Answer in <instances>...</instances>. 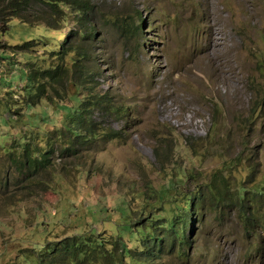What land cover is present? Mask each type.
Returning <instances> with one entry per match:
<instances>
[{
    "label": "rangeland",
    "instance_id": "rangeland-1",
    "mask_svg": "<svg viewBox=\"0 0 264 264\" xmlns=\"http://www.w3.org/2000/svg\"><path fill=\"white\" fill-rule=\"evenodd\" d=\"M90 1L97 29L93 39L80 36L72 48L92 55L94 78L81 87L57 84L64 102L27 104L33 84L23 85L28 79L21 68L35 60L28 54L12 57L16 49L9 44L34 40L27 53L39 58L35 63L47 66L43 55L57 62L41 44L78 29L74 13L55 32L43 22L14 18L0 41L7 56L0 58V264L20 261L33 241L60 240L91 226L114 236L110 215L121 220L131 194L148 184L161 187L167 170H192L196 176L188 185L202 184L238 152L235 120L253 111L260 116L248 137L250 149L264 142V0ZM125 20L132 28L140 25L137 34L125 31ZM92 93L113 96L126 111L95 109L97 135L87 138L65 116L78 107L77 98ZM213 116L220 126L215 138L200 142L199 151L212 144L202 158L185 146L186 138L194 144L204 138ZM111 128L120 129L121 137L104 133ZM28 142L39 144L40 153L52 150L45 165H19ZM260 211V222L246 230L235 210L206 203L187 229L188 247L177 245L141 264H264V206Z\"/></svg>",
    "mask_w": 264,
    "mask_h": 264
},
{
    "label": "trees",
    "instance_id": "trees-1",
    "mask_svg": "<svg viewBox=\"0 0 264 264\" xmlns=\"http://www.w3.org/2000/svg\"><path fill=\"white\" fill-rule=\"evenodd\" d=\"M95 11V5L90 0H0V41L14 18L30 25L43 22L50 32L61 29L72 13L79 23L78 29L70 28L66 32H60L61 37L54 36L49 43L42 42L41 47L48 56L58 59L57 62H50L43 55L40 60L47 64L45 67L35 63L39 58L34 54L27 53L34 47V40L9 44L16 49L12 52V57L28 54L35 60L21 68H25L28 79L23 85L29 87L33 84L28 89L31 91L28 105H36L42 99L64 102L66 94H63V89L57 84L64 88L63 82L67 81L72 87H81L92 81L94 68L89 64L92 62V55L87 49L72 48V43L80 36L93 39L97 29L92 20ZM139 19L140 22L143 21L140 16ZM130 25L125 20V31L134 29L137 34L140 25L136 24L133 28ZM3 50L0 48V51ZM71 51H76V55L68 56ZM5 57L7 56L0 52V58ZM72 96L74 92L70 95V100ZM77 100L78 107L71 108L65 117L70 115L75 126H78V129L72 131L77 133L84 130L87 138L97 135L99 123L91 114L95 109L101 108L105 113L116 115L126 111L123 104L108 94L92 93L86 100ZM259 116L260 112L253 111L247 117L235 120L233 128L240 136V149L235 155L223 159L202 184L196 182L193 188L188 185V182L192 184L191 181L196 176L192 170L182 169L180 166L175 170H167V181L161 187L155 188L148 184L145 190L131 194L134 199L128 206V211L119 215L121 220L115 214L110 215L111 218L107 221L116 229L115 234H112L114 236L100 235L97 228L91 226L84 232H77L60 240L33 241L31 247L19 255L18 259L21 260H12V264H141L150 260L153 263L164 250L169 252L177 245L189 246L187 229L193 220L199 219L200 211L206 203L235 210L241 225L249 230L262 219L260 208L264 206V142L252 150L248 138L257 126ZM219 126L220 119L213 116L210 133L197 139L196 144L186 138L185 146L193 154L205 157L206 149L211 150L212 144L205 146V151H199L198 147L203 149L200 142L210 135L215 138ZM245 130L246 133L242 134ZM104 133L121 137L122 132L111 128L104 130ZM38 140L41 142L42 138ZM40 150L39 144L33 147L29 142L24 144V158L19 165H45L52 150H44L42 153ZM33 153H37V156Z\"/></svg>",
    "mask_w": 264,
    "mask_h": 264
},
{
    "label": "bare ground",
    "instance_id": "bare-ground-1",
    "mask_svg": "<svg viewBox=\"0 0 264 264\" xmlns=\"http://www.w3.org/2000/svg\"><path fill=\"white\" fill-rule=\"evenodd\" d=\"M216 41H217V40H216ZM215 43H216V42H215ZM215 43H214V44H215ZM214 44H213V46H214ZM219 46H220V45H219ZM217 47H218V46H217ZM214 48H216V47H214ZM214 48H213V49H214ZM218 48H219V47H218ZM220 48H221V46H220ZM213 49H212V50H213ZM216 50H218V49H216ZM220 50H221V52H223L224 49L222 50V48H221ZM214 51H215V50H213V52H214ZM221 52H220V53H221ZM208 53H209V52H208ZM210 53H211V52H210ZM215 53H216V52H215ZM220 53H219V54H220ZM206 54H207V53H206ZM216 54H217V53H216ZM206 56H207V55H206ZM206 56H205V57H206ZM210 56H211V55H210ZM217 57H218V55H217ZM217 57H216V58H217ZM213 58H214V57H213ZM216 58H215V59H216ZM222 58H223V57H222ZM218 59H219V58H218ZM211 63H212V61H211ZM222 63H223V62H222ZM215 64H217V61H216ZM219 64H220V63H219ZM213 66H214V64H213ZM225 66H226V65H225ZM217 67H218V66H217ZM213 68H214V67H213ZM223 70H224V69H223ZM219 71H220V70H219ZM221 71H222V70H221ZM224 71H225V70H224ZM222 72H223V71H222ZM219 75H220V74H219ZM219 75H218V76H219ZM221 75H222V73H221ZM223 75H224V74H223ZM215 76H216V75H215ZM225 76H226V75H225ZM222 77H223V76H222ZM227 78H228V77H227ZM214 79H215V78H214ZM225 79H226V78H225ZM217 80H218V79H217ZM219 80H220V79H219ZM226 80H227V79H226ZM228 80H229V78H228ZM222 81H223V80H222ZM217 82H218V81H217ZM228 82H229V81H228ZM228 87H229V86H228ZM233 88H235V87H233ZM229 90H232V89H229ZM234 90H235V89H234ZM230 92H231V91H230ZM233 93H234V92H233ZM229 95H230V94H229Z\"/></svg>",
    "mask_w": 264,
    "mask_h": 264
}]
</instances>
